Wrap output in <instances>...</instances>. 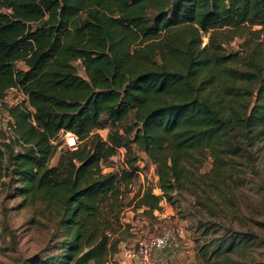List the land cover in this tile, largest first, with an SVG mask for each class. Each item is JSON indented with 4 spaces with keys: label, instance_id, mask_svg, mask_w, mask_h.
Instances as JSON below:
<instances>
[{
    "label": "trees",
    "instance_id": "16d2710c",
    "mask_svg": "<svg viewBox=\"0 0 264 264\" xmlns=\"http://www.w3.org/2000/svg\"><path fill=\"white\" fill-rule=\"evenodd\" d=\"M13 85L27 96L4 107L21 150L0 132V190L52 222L38 264H112L135 235L121 215L136 158L103 166L118 147L155 166L161 193L132 198L154 219L177 191L226 184L242 139L264 141V0H0V99ZM67 132L76 146L51 165ZM249 238L209 247L228 256Z\"/></svg>",
    "mask_w": 264,
    "mask_h": 264
},
{
    "label": "rangeland",
    "instance_id": "374dc122",
    "mask_svg": "<svg viewBox=\"0 0 264 264\" xmlns=\"http://www.w3.org/2000/svg\"><path fill=\"white\" fill-rule=\"evenodd\" d=\"M206 42L207 37L203 35L202 44ZM229 48L230 44L226 49ZM16 65L23 67L20 62ZM79 73H84L81 67ZM2 103L0 101V132L6 126V103ZM109 130L108 126L97 133L107 139ZM63 138L64 135L58 140L62 148ZM248 142L242 139L241 153L231 158L235 168L226 178V184H220L217 189L198 187L196 193L182 189L174 193L171 202L162 201L161 210L157 212L164 217L158 220L159 223L182 225L187 229V244H182L183 247L177 251L170 247L165 249L171 256V262L166 258L167 264H264V141L256 140L253 145ZM60 152L57 150L51 165L58 162ZM133 157L136 158L133 165L137 176L122 192L129 203L121 216L123 221L132 224L135 233L125 240L127 244L148 227L144 221L153 219L149 212L135 210L132 198L136 191L150 187L153 193H161L155 166L133 144L118 147L116 154L103 166H106L105 171H118L129 166ZM211 167L212 158L208 156L200 167V173L209 172ZM20 201L21 197L13 196L9 189L0 190V264H38L39 260L54 252V229L52 222L44 217L46 212L39 205L20 207ZM242 234L250 237L245 247L228 256L216 257L211 252L209 243L212 241ZM124 245H120L112 264H118V260L123 258ZM118 253L120 257L117 259ZM174 254L183 257L181 260L184 262H178V256Z\"/></svg>",
    "mask_w": 264,
    "mask_h": 264
},
{
    "label": "built area",
    "instance_id": "2783aa9c",
    "mask_svg": "<svg viewBox=\"0 0 264 264\" xmlns=\"http://www.w3.org/2000/svg\"><path fill=\"white\" fill-rule=\"evenodd\" d=\"M10 95H17L18 97ZM0 101L3 104L6 103V105L20 104L27 101V96L19 86L13 85L6 90ZM10 122H12L11 118L6 114V126L3 129L7 135L6 139L15 142V150H21L20 144L16 142V135L12 130V126L9 125ZM63 145L74 148L76 146L75 136L70 132L65 133ZM61 149L62 146L59 144L57 150ZM154 216V219L144 221L148 227L143 232L133 237L132 241L123 246V258L118 260V264H159L156 257L158 251L168 247L177 251L183 247L182 244H187V229L184 226L161 225L158 220L164 215L157 212V210L154 211Z\"/></svg>",
    "mask_w": 264,
    "mask_h": 264
},
{
    "label": "crops",
    "instance_id": "0c3cea01",
    "mask_svg": "<svg viewBox=\"0 0 264 264\" xmlns=\"http://www.w3.org/2000/svg\"><path fill=\"white\" fill-rule=\"evenodd\" d=\"M123 244H126V241H125V243H123ZM174 251H176V250H174ZM172 252H173V251H172ZM177 253H178V254H181L179 251H178ZM178 254H174V255L178 256ZM165 255L168 256V257H164ZM119 257H120V253H118V254L116 255V258H117V259H118ZM156 257L158 258L160 264H167V260H166V258H170V262H171V256L168 255V252H167L165 249H162V250L158 251L157 254H156ZM182 258H183V257L178 256V258H177V259H179L178 262L183 263L184 261L181 260ZM178 262H177V263H178ZM178 264H179V263H178Z\"/></svg>",
    "mask_w": 264,
    "mask_h": 264
}]
</instances>
